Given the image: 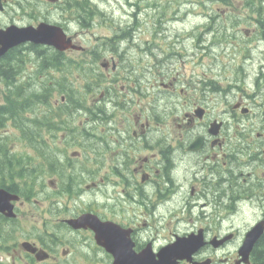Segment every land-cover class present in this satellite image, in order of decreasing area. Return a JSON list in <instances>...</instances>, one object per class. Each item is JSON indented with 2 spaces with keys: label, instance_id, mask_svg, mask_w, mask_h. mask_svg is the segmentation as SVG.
<instances>
[{
  "label": "flooded vegetation",
  "instance_id": "af4514ba",
  "mask_svg": "<svg viewBox=\"0 0 264 264\" xmlns=\"http://www.w3.org/2000/svg\"><path fill=\"white\" fill-rule=\"evenodd\" d=\"M99 3L0 0V29L59 26L80 47L26 42L0 58L11 80L0 83L5 98L14 80L26 86L21 115L7 111L0 138L14 129L37 145L54 130L66 133L67 148H82L54 158L0 152V190L17 197L14 216L0 213V264H114V253L119 263L148 264L166 248L188 257L177 264H264V24L215 42L214 70L185 74L187 42L179 52L177 38L168 41L157 3H149L156 20L145 41L134 2L118 19ZM95 7L108 34L83 46L78 35L94 28ZM64 66L86 71V88L56 89ZM78 91L90 96L82 103ZM82 155L97 166L74 164Z\"/></svg>",
  "mask_w": 264,
  "mask_h": 264
},
{
  "label": "rangeland",
  "instance_id": "374dc122",
  "mask_svg": "<svg viewBox=\"0 0 264 264\" xmlns=\"http://www.w3.org/2000/svg\"><path fill=\"white\" fill-rule=\"evenodd\" d=\"M63 1L66 4L68 1L69 4H74V5L81 4L82 2H86V3L88 2V0H63ZM89 1L92 2V0H89ZM97 1L98 3L101 1L102 2L104 1L103 3H99L98 5L101 12L106 13L108 15L114 14L116 19H118L119 16H121L122 8L126 9L127 4L129 2H134L136 4L135 8L139 9V10L136 9L135 11H137L139 14L140 24L142 23L145 26L146 33L140 35V40H144V41L150 40L151 35H149V33H150L151 28H153L155 24V20H156V18H153L154 12L150 10L151 5L149 3L150 2L157 3L158 4L157 9L156 10L152 9V10L155 11L157 15H163V16H160V20H167L165 27L168 32V35H166L168 41H171L172 37H173V40L177 38L178 42H180L178 44L179 52H181V43H185L184 41H186L187 42V52L185 53L186 57H187V54L191 55L193 53H197L200 55V57L198 56L195 58L191 56L189 58L187 57V60H185V65L183 63L180 64V70L183 71L184 69L185 74L189 72H194L192 68H196V71H200L202 69L203 71H207V67L209 66L208 64H210L213 70L215 69V61L214 60L212 61L211 57L213 56L211 55H214V51L216 49H211V50L198 49V52L196 49L189 50L190 43L187 39L189 33L190 32H194V33L200 32L203 29L204 24H206L207 22V19L203 15L199 14L197 10L192 9L194 6L193 5L194 3H191L190 8L188 9L185 7L182 9H179L176 3L179 0H134V1L119 0L117 2L116 0H97ZM189 1L194 2L195 0H189ZM199 1L206 2L207 0H199ZM106 2H108L109 4H106ZM234 5L236 8H233L234 11H232V13L238 16V20L245 22V25L244 24H241L239 26L237 25L235 26L236 28L229 26L227 33L230 35V37H232L233 35H235V29L240 28V32L237 33V36L240 39H245V34L243 32L245 28H251V27L254 28L256 26V24L254 23L255 20H260V19L256 17H249V15H251L252 13L249 9H246L243 7V3L241 1H237V0L234 1ZM215 6L216 8H218L217 4ZM98 7H95V9L97 10L96 17L97 16L99 17L100 15L98 11ZM66 9L68 10V8ZM220 9L223 10L222 8ZM226 12L228 11L224 10L222 14ZM21 13H22L21 11L18 12V15H19L18 18H21ZM63 14H66V13H61V15ZM59 15H60V11H58V14L56 13V20L61 19ZM98 17L96 21L92 22L94 28L85 29L83 32L79 31L77 27L73 26L72 28L73 31L81 32L78 35V40L82 42L83 46H87L91 40L95 41L98 39V38L94 39L93 38L94 36L103 37L108 34L105 28L103 19L98 18ZM0 21L4 22L5 16L0 17ZM211 37L212 35H209V39ZM252 39L256 40L257 38H252ZM198 45L202 47H206L207 43L200 42L198 43ZM212 47H215V45H213ZM142 51H144V49ZM79 56H81V53L71 54V57L72 58L74 57V59L76 60L78 59L77 57ZM203 56L205 57L203 58ZM225 56H227V54ZM196 58L198 59L196 60ZM200 58H203V59H200ZM247 72L249 71L247 70ZM209 76L212 77L213 75L209 73ZM184 80H182V83H179L181 86L179 85L177 88L187 89V88L193 87V83L195 82V79L190 82V86H188ZM229 81L230 79L228 77L224 75L219 76L218 82H219L220 88L221 89L227 88L229 86L227 84ZM89 82L90 81H88L86 78V71H83V69H81L79 72L74 71L73 69V73H72L71 68H69L68 66H64L62 67V71H60V73L56 75V89L60 88L63 91H65V89H77L78 90V88H83V86L84 85L86 86V84H89ZM3 93H4V89L0 85V102L1 103L3 102V96H4ZM85 95L87 97L90 96V94H87L84 92H80V91L76 92L75 93L76 100H79L80 102H82L81 101L83 99L82 96H85ZM58 98H59V94L55 92L52 95V100H56ZM77 104L81 105L79 102H77ZM88 106L89 104H87V107ZM89 107H91V104ZM161 109H162V106H161ZM137 110H138L137 107L132 108V113H135V112L137 113ZM142 110L143 109H141V111ZM128 115L130 114H125L126 117ZM12 134L13 135H11L10 137L6 139L7 147H8L7 152L13 153L12 155H15V153H17L19 156L28 157L30 159H33L35 158V155H41V156L47 155V156L54 158V153H56V151L61 152L59 151V149L63 150L61 154L70 155V156L75 151L78 153L82 152V148H80L78 145H74V147H70V148L66 147L70 143L71 140H69L66 133H63V132H59L56 138V131L54 130L43 131V134L45 137L44 142L38 143L37 145L30 144L28 140L26 141L25 139L22 138L21 134L17 135V132H15L14 129L12 131ZM91 160L89 162L85 161V156L82 155L81 160H79L78 162H75L74 164L76 165L78 164L77 166H80V167H83V166H88L91 168L96 167L97 166L96 163L94 164L93 161ZM30 162H31L30 165H33L36 163L33 160H30ZM96 177H97L96 180L98 181L100 176H96ZM50 178H52V176H49V175H46L45 177H43L45 182ZM59 178L56 176V188H58V186L60 185L61 178L60 179ZM60 199L65 201L67 199V196H63ZM70 205H71V202L69 203V206ZM22 231H23V228L20 227L19 232H22Z\"/></svg>",
  "mask_w": 264,
  "mask_h": 264
},
{
  "label": "trees",
  "instance_id": "16d2710c",
  "mask_svg": "<svg viewBox=\"0 0 264 264\" xmlns=\"http://www.w3.org/2000/svg\"><path fill=\"white\" fill-rule=\"evenodd\" d=\"M234 1L236 0H207L206 2H201L199 0H195L194 2H190L189 0H179L178 2H176L179 9H182L184 7L188 9L190 8V4L194 3L192 9L197 10L199 14L203 15L207 19L206 24H204L203 29L200 32L189 33L187 38L190 43L189 50H194V49H196L197 51L198 49L210 50L215 42L227 41L231 39L229 34L227 33L229 26L235 27L241 24L245 25V22L238 20V16L232 13V11H234L233 8H236L234 5ZM237 1H241L243 3V7L251 11L252 14L249 15V17H256L260 19L258 20L256 25L261 26L264 24V0H237ZM216 4L218 5L217 6L218 8H216L215 6ZM75 7H77V5ZM220 8H222L223 10H221ZM224 10H227L228 12L222 14ZM85 12H88V7H85ZM89 14H91V10L86 15ZM209 35H212L210 39H209ZM200 42L207 43L206 47L199 46L198 43ZM191 55L192 57H198V56L200 57V55L197 53H193ZM59 60H60L59 56H57V61ZM3 71L4 70H2V72ZM7 80L8 82H11L9 75L4 74L3 72V74L0 75V83H2V85L4 86ZM14 81L17 83V80ZM98 82L100 83L99 80ZM16 83H13V92L10 95V97H12L11 101L7 97L5 98L4 96L5 100L0 104V131L5 128L6 111H13L15 112V114L21 115V111L23 109L22 93L23 90L26 89V86L24 84L18 85ZM83 88H86L85 85L83 86ZM0 151L2 152L8 151L6 138H0Z\"/></svg>",
  "mask_w": 264,
  "mask_h": 264
},
{
  "label": "water",
  "instance_id": "95a60500",
  "mask_svg": "<svg viewBox=\"0 0 264 264\" xmlns=\"http://www.w3.org/2000/svg\"><path fill=\"white\" fill-rule=\"evenodd\" d=\"M26 42H31L36 45H45L52 47L57 51H65L68 49H80V47L74 45L72 41L67 38L63 30L58 26H52L48 24H40L37 28L33 27H16L10 26L6 29H0V58L3 57L7 51L15 46L21 45ZM15 195H9L5 191L0 190V213H4L7 216H14L12 209L13 206L9 203L10 200H16ZM254 237L255 235H250ZM248 238V237H247ZM247 240V239H246ZM100 241V240H98ZM175 249L179 251L180 243ZM246 244V241H245ZM245 247L246 249L250 248ZM114 264H129L127 261L118 262V255L114 253ZM187 256L177 254L174 250L166 248L159 255L158 261H151L148 264H177L179 260L187 259ZM141 264H144L143 262Z\"/></svg>",
  "mask_w": 264,
  "mask_h": 264
},
{
  "label": "bare ground",
  "instance_id": "6f19581e",
  "mask_svg": "<svg viewBox=\"0 0 264 264\" xmlns=\"http://www.w3.org/2000/svg\"><path fill=\"white\" fill-rule=\"evenodd\" d=\"M3 67H4V64L2 65ZM2 66L0 67V69L2 68ZM3 74V72H2V70L0 71V75H2ZM5 114H7V111L5 112ZM5 117H6V115H5ZM39 143V142H38Z\"/></svg>",
  "mask_w": 264,
  "mask_h": 264
}]
</instances>
